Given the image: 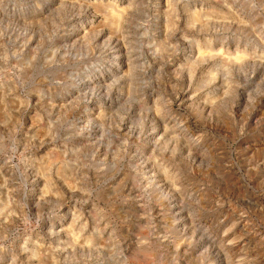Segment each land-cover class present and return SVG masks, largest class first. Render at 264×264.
<instances>
[{"label":"rangeland","instance_id":"1","mask_svg":"<svg viewBox=\"0 0 264 264\" xmlns=\"http://www.w3.org/2000/svg\"><path fill=\"white\" fill-rule=\"evenodd\" d=\"M264 264V0H0V264Z\"/></svg>","mask_w":264,"mask_h":264},{"label":"bare ground","instance_id":"2","mask_svg":"<svg viewBox=\"0 0 264 264\" xmlns=\"http://www.w3.org/2000/svg\"><path fill=\"white\" fill-rule=\"evenodd\" d=\"M212 264H217V263H212Z\"/></svg>","mask_w":264,"mask_h":264}]
</instances>
